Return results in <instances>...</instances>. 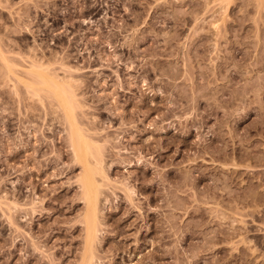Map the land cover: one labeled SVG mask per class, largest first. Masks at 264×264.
<instances>
[{
    "label": "rangeland",
    "instance_id": "374dc122",
    "mask_svg": "<svg viewBox=\"0 0 264 264\" xmlns=\"http://www.w3.org/2000/svg\"><path fill=\"white\" fill-rule=\"evenodd\" d=\"M0 264H264V0H0Z\"/></svg>",
    "mask_w": 264,
    "mask_h": 264
},
{
    "label": "bare ground",
    "instance_id": "6f19581e",
    "mask_svg": "<svg viewBox=\"0 0 264 264\" xmlns=\"http://www.w3.org/2000/svg\"><path fill=\"white\" fill-rule=\"evenodd\" d=\"M48 69L49 68L44 65H38L36 70L31 72L36 73L38 76V83L41 84V86L53 92L68 122L69 137L74 157L77 162L81 164L83 170L79 182L81 183L83 198L87 206L85 213L87 231L86 245L87 250H91L97 236L98 201L100 194V184L96 177V168L94 164L96 165L100 162L98 156H101V150L94 146L92 142L94 140L91 141V138L80 126L76 114L74 97H72V95L70 96V91L64 85L65 80L58 79V76L51 74ZM14 206L13 208H15ZM11 208L10 206V209Z\"/></svg>",
    "mask_w": 264,
    "mask_h": 264
}]
</instances>
